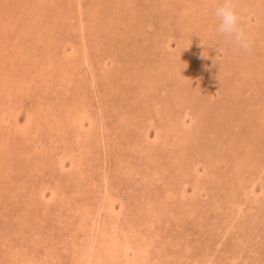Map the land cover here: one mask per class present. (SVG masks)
<instances>
[{"label":"rangeland","instance_id":"rangeland-1","mask_svg":"<svg viewBox=\"0 0 264 264\" xmlns=\"http://www.w3.org/2000/svg\"><path fill=\"white\" fill-rule=\"evenodd\" d=\"M221 2L0 0V264H264V0L247 52Z\"/></svg>","mask_w":264,"mask_h":264},{"label":"clouds","instance_id":"clouds-1","mask_svg":"<svg viewBox=\"0 0 264 264\" xmlns=\"http://www.w3.org/2000/svg\"><path fill=\"white\" fill-rule=\"evenodd\" d=\"M218 20L216 32L228 38L239 50H250V39L242 26V17L237 11L236 0H222L215 9Z\"/></svg>","mask_w":264,"mask_h":264},{"label":"bare ground","instance_id":"bare-ground-1","mask_svg":"<svg viewBox=\"0 0 264 264\" xmlns=\"http://www.w3.org/2000/svg\"><path fill=\"white\" fill-rule=\"evenodd\" d=\"M216 198V197H215ZM109 242V241H108Z\"/></svg>","mask_w":264,"mask_h":264}]
</instances>
